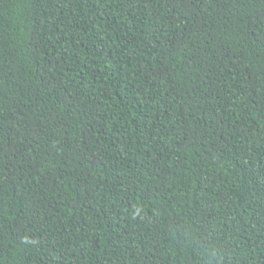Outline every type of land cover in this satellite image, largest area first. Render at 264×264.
Listing matches in <instances>:
<instances>
[{
	"label": "trees",
	"instance_id": "obj_1",
	"mask_svg": "<svg viewBox=\"0 0 264 264\" xmlns=\"http://www.w3.org/2000/svg\"><path fill=\"white\" fill-rule=\"evenodd\" d=\"M0 264H264V0H0Z\"/></svg>",
	"mask_w": 264,
	"mask_h": 264
}]
</instances>
